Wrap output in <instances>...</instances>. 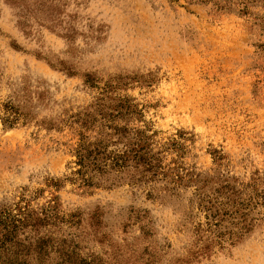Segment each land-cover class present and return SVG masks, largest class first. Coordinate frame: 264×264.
Wrapping results in <instances>:
<instances>
[{"label":"rangeland","instance_id":"1","mask_svg":"<svg viewBox=\"0 0 264 264\" xmlns=\"http://www.w3.org/2000/svg\"><path fill=\"white\" fill-rule=\"evenodd\" d=\"M55 1L0 0V208L102 264H264V0ZM98 141L142 152L84 186Z\"/></svg>","mask_w":264,"mask_h":264},{"label":"trees","instance_id":"2","mask_svg":"<svg viewBox=\"0 0 264 264\" xmlns=\"http://www.w3.org/2000/svg\"><path fill=\"white\" fill-rule=\"evenodd\" d=\"M15 13L18 27L22 30L30 28L32 22L56 31L58 25H62L60 13L57 10L55 0H3ZM70 38V36H65ZM13 109L6 106V111ZM11 118H5L4 122L12 123ZM120 139L127 130L119 131ZM142 148L131 144H124V149L109 151L108 146L102 141L81 142L75 149L77 171L74 173L76 179L84 186H92L93 178L89 169L101 170L110 168L120 170L127 168L128 163L137 160ZM107 171V170H106ZM29 207L17 205L15 208H0V264H28V260L36 264H45L51 260L52 255L57 256L56 264H102L96 260H84L80 258L76 247L68 245L66 241L60 244L54 242L50 237L39 236L32 240L25 235L26 229L34 230L36 223ZM53 216L46 214L42 222H52ZM56 260V258H53ZM29 263V264H33Z\"/></svg>","mask_w":264,"mask_h":264}]
</instances>
